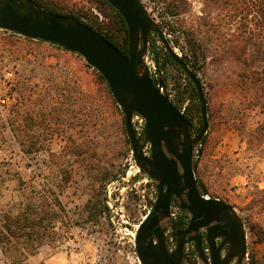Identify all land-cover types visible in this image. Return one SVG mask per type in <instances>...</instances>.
Returning <instances> with one entry per match:
<instances>
[{"label":"rangeland","instance_id":"obj_1","mask_svg":"<svg viewBox=\"0 0 264 264\" xmlns=\"http://www.w3.org/2000/svg\"><path fill=\"white\" fill-rule=\"evenodd\" d=\"M43 1L110 22L99 11L101 6L96 0ZM142 1L150 16L162 24L164 0ZM191 3L192 13L187 15V20L199 13L201 7L196 0ZM167 36L177 55L182 57L186 50L175 47L172 37ZM151 44L157 51L164 46L157 35H152L146 56L149 71L160 79ZM33 59L41 67L27 63ZM86 63L80 54L27 41L21 35L0 29V75L11 70L16 81L11 112L0 111V179L3 180L0 181V210L20 200L15 176L37 186L43 176L57 180L52 162L56 158L52 154L63 155L72 179L61 195L73 220L79 224L60 248L44 247L29 264H141L135 236L152 208L148 203H155L157 199L156 182L135 162L123 123L124 114L115 99L114 107L108 108L104 102V86ZM167 69L171 76L169 85L163 86V93L167 91L171 101L178 103L174 82L178 87L184 86L185 81L174 66L168 65ZM55 73H61L57 84L44 80L45 75ZM198 75L205 95L215 102L204 135L207 139L194 151L198 187L206 198L231 204L242 219L247 234L243 264H251L253 255L264 264V241H259L250 229L253 223L264 229V156L246 143L249 133L262 122L263 114L259 108H251L239 110L235 115L237 110L229 104V95L220 88L211 90L207 76L202 71ZM190 104L189 101L182 103L180 111L184 113ZM133 123L137 133L142 134L144 119L140 122L133 117ZM198 132L194 128L193 134ZM74 145L80 148L78 153L67 154ZM145 153L149 155L148 148ZM86 165L101 168L105 176L101 192L109 211L96 225L86 221L84 210L93 194ZM179 204V200L173 201L172 221L180 212H185ZM169 220L164 218L161 224L167 228V244L173 250L174 234ZM0 264H8L1 252ZM185 264L193 262L188 258Z\"/></svg>","mask_w":264,"mask_h":264},{"label":"water","instance_id":"obj_2","mask_svg":"<svg viewBox=\"0 0 264 264\" xmlns=\"http://www.w3.org/2000/svg\"><path fill=\"white\" fill-rule=\"evenodd\" d=\"M106 1L126 22L128 56L82 22L47 11L34 0H0V29L80 54L105 78L124 114L134 160L156 182L157 199L135 236L141 264H184L185 247L191 241L206 264H243L247 234L242 219L231 204L206 198L194 174V151L208 131V103L199 75L177 55L166 32L150 16L142 0ZM152 35L159 37L195 87L202 119L196 135L193 123L160 90L161 79L153 80L149 76L146 56ZM136 114L144 119L140 135L133 123ZM146 148L149 155L145 153ZM173 199L179 200V208L190 214L189 225L177 236L174 250L169 248L167 229L161 225L170 216ZM192 232L195 236L186 239ZM202 238L211 252L210 262L205 256ZM224 249H227L225 256Z\"/></svg>","mask_w":264,"mask_h":264},{"label":"trees","instance_id":"obj_3","mask_svg":"<svg viewBox=\"0 0 264 264\" xmlns=\"http://www.w3.org/2000/svg\"><path fill=\"white\" fill-rule=\"evenodd\" d=\"M34 1L47 11L73 17L82 22L114 44L122 54L128 56L129 37L126 22L106 0L96 1L101 6L99 11L104 18L110 19V22L100 21L99 17L93 14L69 12L61 8L58 3ZM191 1L164 0L162 24L159 25L172 37L175 47L186 50L183 51V60L197 74L198 71H202L207 76L206 78L210 80V89L220 88L229 95V104L234 107L233 110H237L235 115L239 110L260 109L263 120L254 131L249 133L246 143L264 156V0H196L201 4L199 13L187 20V15L192 13ZM25 39L67 52L50 42ZM154 44L150 45L151 53L161 73L159 78L162 85L165 87L169 85L171 73L167 69L168 65L180 71L185 83L184 86L180 84L176 87L177 82H174L178 103L172 102L179 111L182 103L186 101L191 103L183 114L199 131L202 125L201 106L194 85L165 48L162 47V50L157 51L153 49ZM27 63L39 64V61L33 59ZM85 65L93 69L99 82L104 86V102L112 109L114 97L105 78L88 63ZM60 75L61 73L45 75L44 80L57 84ZM164 94L169 97L167 91H164ZM206 99L209 123L215 102L207 93ZM206 139L205 136L200 144L203 145ZM79 150L80 148L74 145L67 154L78 153ZM53 157L56 158L52 162L56 167L57 180L43 176V181L37 186L14 175L20 200L13 206L0 210V252L8 264H29V261L38 256L44 247L57 250L67 238H71V232L79 226L70 215L61 195V191L72 179V172L63 163L65 162L63 155L52 154ZM86 168L93 194L84 205V210L86 221L96 225L109 211L107 200L101 192L105 176L99 167L86 165ZM148 204L152 207L154 202L150 201ZM185 224L186 221L179 218L172 221V228L176 233H180ZM250 229L258 236L259 241H264V229L260 225L253 223ZM187 258L189 257H185V260ZM250 260L251 264H261L254 255Z\"/></svg>","mask_w":264,"mask_h":264},{"label":"built area","instance_id":"obj_4","mask_svg":"<svg viewBox=\"0 0 264 264\" xmlns=\"http://www.w3.org/2000/svg\"><path fill=\"white\" fill-rule=\"evenodd\" d=\"M150 78L153 80H158L157 74H153L150 70ZM163 92V85L159 87ZM15 90H16V81L15 73L11 70H5L0 75V111L3 113L11 112L12 107L15 102ZM136 119H139L140 122H143V118L136 114L134 115Z\"/></svg>","mask_w":264,"mask_h":264},{"label":"flooded vegetation","instance_id":"obj_5","mask_svg":"<svg viewBox=\"0 0 264 264\" xmlns=\"http://www.w3.org/2000/svg\"><path fill=\"white\" fill-rule=\"evenodd\" d=\"M184 199H185V201H187L186 196H184ZM174 200H176V199H173V201H174ZM179 203H180V201H179ZM172 204H173V203H172ZM172 204H171V208H170V216L168 217V218H170L169 223H172V220H171V219H172V218H171V216H172V211H171V209H172ZM183 213H184V214H183ZM188 215L190 216V214H189L187 211H185V212H180V216H179L178 218H176V219L183 218V219L186 221V224H185V227L183 228V230L186 229V228L188 227V225H189L190 217H189ZM176 219H173V220H176ZM161 225H162V224H161ZM162 227H163V228H166V227H164L163 225H162ZM166 229H167V228H166ZM183 230H182V231H183ZM182 231H181V232H182ZM181 232H180V233H181ZM180 233H176V232L173 230V234H174V236H173L174 249H175L176 246H177V236H179ZM166 234H167V238H168V233L166 232ZM203 234L206 235L205 230H203ZM193 236H195V232H192V233L188 234L187 236H185V238L188 239V238L193 237ZM220 241H221L220 239H218V240L216 241L217 245L220 244ZM202 245H203V248H204L205 256H206L207 260L210 262L211 252H210V250H209V248H208V246H207V244H206L204 238H202ZM170 249H171V248H170ZM174 249H173V250H174ZM191 252H192V253H191ZM226 253H227V249H224L223 252H222V255L225 256ZM185 257H189L190 260H192L193 262H195V264H206V263H204V261L200 258V254L197 253V252L195 251V242H194V241H191V242L188 243V244L186 245V247H185V251H184V264L186 263L185 261L188 260V258L185 260Z\"/></svg>","mask_w":264,"mask_h":264}]
</instances>
